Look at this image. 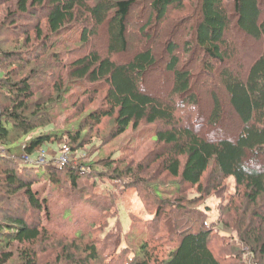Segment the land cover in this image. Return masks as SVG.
Segmentation results:
<instances>
[{
	"label": "trees",
	"instance_id": "obj_1",
	"mask_svg": "<svg viewBox=\"0 0 264 264\" xmlns=\"http://www.w3.org/2000/svg\"><path fill=\"white\" fill-rule=\"evenodd\" d=\"M5 6L7 11L1 14L6 21L0 28V264H12L16 252L17 264H37L34 246L41 236L64 233L45 223L50 201L36 186L44 175L54 185L69 177L78 189V180L88 174L80 172L84 161L58 166L51 158L43 165H28L18 157L33 155L51 143L80 149L86 132L104 124L111 126L116 138L142 123H159L154 131L156 141L164 146L159 156L163 169L198 186L199 194L180 196L172 205L176 213H189L191 223L173 216L168 207L157 206L140 221L145 223L146 236L131 244L135 233L130 229L123 239L118 198L109 189L97 192V182H88L78 189L79 198L91 199L95 215L79 239L103 233L110 224L116 226V220L119 234L111 230L103 238L97 234L85 250L79 247L81 253H75L76 246L66 249L62 260L67 264H231L228 253L236 247L230 242L234 237L250 247L254 259H264V0H0V8ZM26 18L29 24L21 21ZM101 30L106 37L99 49L95 39ZM234 32L259 44L251 57L240 52ZM133 37L138 39L136 46H131ZM76 42L81 43L76 50L83 54L68 49ZM164 46L167 60H162L159 49ZM181 46L182 52L177 51ZM156 69L169 75L163 97L151 92L157 87L151 79ZM198 79L208 86L212 100L204 122ZM74 83L88 85L82 95L92 98L75 102L69 114L78 118L74 123L45 131L71 109L65 95ZM183 108L188 114L177 118ZM197 110L200 115L194 117L191 113L196 115ZM231 119L237 125L235 133L207 137L197 130L199 123H206L214 129L211 132L221 131ZM33 132L22 144L23 153L16 155L15 146ZM103 160L107 169L120 173L116 164L123 159ZM145 170L135 169V177ZM207 172L213 183L209 186L203 183ZM228 179L234 186L228 200L221 201L217 223L234 217L235 236L221 233L205 220L200 225L193 220L197 211L210 216V205L202 210L199 204L210 194L222 197L216 193L226 192ZM148 186L152 199L162 202L161 186L156 182ZM176 191L183 192L179 186ZM113 236L114 244L109 245Z\"/></svg>",
	"mask_w": 264,
	"mask_h": 264
},
{
	"label": "rangeland",
	"instance_id": "obj_2",
	"mask_svg": "<svg viewBox=\"0 0 264 264\" xmlns=\"http://www.w3.org/2000/svg\"><path fill=\"white\" fill-rule=\"evenodd\" d=\"M6 6L0 8V28L2 26V23L6 21L5 16L1 14L2 11H7ZM147 7L148 5L146 6V8ZM146 8L141 10L143 14L147 13ZM21 21L23 22V24H29L28 18L23 19ZM134 23L135 20H133L131 26ZM234 34L235 40L239 42L241 53L244 54L246 52L248 57H251L254 52L258 50V43L254 42L245 35H241L240 33L234 32ZM105 37V34L101 30L100 34H98L95 39L97 40L99 49H101L102 46L105 44ZM137 40L138 39L136 37H133V41H130L131 46H136L138 42ZM79 46H81V43L76 42L74 44L69 45L68 49H72V52H75L76 55L83 54V52H81L80 50H76V48H78ZM162 47H159V49L161 50V58L162 60H164L165 58L167 60L169 58L168 55L164 56L165 54H167L165 53L166 48L165 46L164 49ZM61 49H63V47ZM177 51L182 52V46L178 48ZM152 73L154 76L151 79H153V81L156 80L152 85L156 84L157 87L152 88L151 92L157 95L158 97L165 96L169 87L168 73H165L159 69L153 70ZM195 85L201 94V118L204 122L205 118L209 115L210 111L212 110V100L209 97L210 92L205 89V87L208 86L205 84V86L203 87L204 84L201 79H198L195 82ZM87 86L88 85H86L85 83L72 84L71 91H69V93L65 95L66 98H69L68 103L71 104V109H68V111L62 115L61 119L58 122L44 128L45 131L52 132L55 130L64 129L68 126L70 122L74 123L75 120L78 119L77 117H73L69 114L72 112V110L75 109V102L80 103V101L84 99L89 101V99L92 98L93 95L91 94L82 95V93H84L83 89H86ZM103 93H100L98 95L100 99L103 97ZM221 97L223 98L224 95H221ZM98 103L99 99L95 98L94 105H97ZM94 105H90L89 109H92ZM183 111L185 112V108L178 111L176 113V117L185 119V116L188 114V112L187 114H184ZM191 114L196 117L200 115V111L197 110L196 115L195 113ZM67 116L69 120L66 123L65 120ZM231 120L232 122L224 123L221 131L216 130L214 133L211 132V130L214 131V129H209L206 123H199L197 130L200 129L201 131L205 132V135L207 137H211L214 134L220 136L225 133L227 134V132L235 133V131L237 130V125H235L234 119ZM157 124L159 125V123ZM157 124L142 123L138 128L130 127L127 132L121 134L116 138H113L111 135L112 133H110L111 126L104 124L100 127L98 126L94 129L87 131L84 137V143L82 144L80 149H72L73 152L70 153V162L72 161L71 164L80 165L81 161H84L85 164L81 165L83 169H80V172L85 173L86 171H88V174H86V176H83L80 180H78L79 188L86 186V184L88 186V182H97V185L99 187H97V192L107 193V190L109 189L110 193L114 194V196L118 198L120 203V224L123 232H125V235H123V239H126L127 231H129L130 229L133 230V232L135 233V236L131 237V244H137L140 239H143L146 236L143 229L145 223H142L140 221L145 220L148 216H150V214H153L157 206L168 207V209H170V212L173 213V216L175 215L184 223L186 221L191 223L189 213L187 214L183 210L176 213L175 211H173L174 207L172 205L174 204V202L175 205H177L180 196L189 198L199 194L198 186H191L190 184L186 183L182 179L181 175L179 177L174 178L167 170L163 169V157L160 158L159 156L163 155V153L161 152L164 146L162 144H159L155 138L154 130L157 128ZM233 129L235 131H233ZM34 134L35 132L29 134L26 138H24L15 146L14 149L16 155H20L23 153L22 144L27 143L30 138L33 137ZM63 142H66V139ZM44 148L51 154V158L56 163V159L57 157H59L62 149L59 143H51L49 146H44ZM37 154L38 151L35 152L32 157L37 156ZM106 157H112L115 159L114 161H117L116 159L124 160V163L120 162L116 164L117 166H120V173L114 172V170L111 168H106L103 160ZM18 160L21 164L33 165L32 163H27L23 159V157H18ZM91 163L93 164L89 167L88 165H90ZM132 164L133 168L131 167ZM139 166H142L144 168L147 167V170H145L142 175H138L137 177H135V169L142 168ZM209 174L210 173L207 172V174H205V176L203 177V183L205 186L213 184L212 182H209L210 180H208ZM136 182H143L142 187L136 186ZM150 182H156L161 186L160 189L164 198L162 199V202L157 200L154 201V199H152L153 195L150 194V187L148 186ZM227 182H229V185H227L226 187V192L219 191L216 193L221 194L222 197L217 198L215 194H210L205 196L208 198L203 202L201 201V203L199 204V208H201L202 210L204 209L205 204L210 205V216L205 215L200 211H197L199 212L198 216L196 215V213H193V216L195 217L194 219H192L194 220L196 225H200L202 221L205 220L207 223H209L210 227L214 229H219L221 233L235 236L236 223H234V217H232L233 219L230 221L219 224L220 217L218 216V214L220 205L222 203L221 201L222 199L228 200L227 198H229V194L231 193V190L234 186L233 179H228ZM36 186L40 189H43L44 197H47L50 201L49 214H45L46 225L49 226L51 229L54 228L57 230H61L65 234H67L65 235L64 233H61V235L59 236L49 233L43 234L41 236V239L34 246V248L37 250V264H67L66 260H62L66 249H70L73 246H76L78 247L76 248L78 250L75 253L78 254L82 252L79 247H82V249L85 250L86 245L89 244L88 241H91V238L96 236L97 234H99L98 238H100V236L101 238H103L105 233L110 230L111 233H117V231L119 232L118 228L120 224L118 220H116V226L112 227V223L104 229L103 233L93 232L89 236H85L83 240H80L79 238L82 235L81 233L89 229L90 225L92 224L91 219L95 215V212H93L92 210L90 201L91 199L87 201L84 197L79 198V188L75 189L73 187L69 177L68 179L64 177L63 182L59 183V185H54L51 183L50 177H48V175H44L43 180H41L40 183L36 184ZM178 186L181 187V190L183 191L180 195H177L176 191ZM105 187L107 189H105ZM77 198L78 201L76 200ZM8 204L9 202H3L2 206H8ZM195 205L197 204H191L190 206L192 209L196 210L195 208L198 207H194ZM44 212L45 211H43V214ZM130 213L133 216V223H136V225L132 224V218L130 216ZM232 216H234V214ZM217 221L219 222L217 223ZM118 234L119 233H117L116 236H118ZM116 236L110 237L109 245L114 244V239ZM230 242L231 244L233 242V244L237 248L233 246L235 248L234 251H229L228 255H230L231 258L229 259L228 263L264 264V259L261 261H257L256 259H254L250 247L246 244H243L239 239L234 237V239H230ZM166 248L170 250L171 245H168ZM163 250L164 252H166L165 247L163 248ZM19 258L20 256L18 252H16L14 258L11 261L12 264H17L18 262H20L18 260Z\"/></svg>",
	"mask_w": 264,
	"mask_h": 264
},
{
	"label": "built area",
	"instance_id": "obj_3",
	"mask_svg": "<svg viewBox=\"0 0 264 264\" xmlns=\"http://www.w3.org/2000/svg\"><path fill=\"white\" fill-rule=\"evenodd\" d=\"M73 152L72 148H70L68 145H63L59 157L56 159V165L61 166L70 161V153ZM23 159L27 163H32L33 165H43L51 160V154L45 150L44 148L38 149V154L35 157H32V155H24ZM83 169V168H81Z\"/></svg>",
	"mask_w": 264,
	"mask_h": 264
}]
</instances>
